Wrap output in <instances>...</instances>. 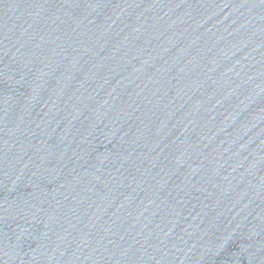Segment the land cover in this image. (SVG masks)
<instances>
[{
	"label": "water",
	"instance_id": "obj_1",
	"mask_svg": "<svg viewBox=\"0 0 264 264\" xmlns=\"http://www.w3.org/2000/svg\"><path fill=\"white\" fill-rule=\"evenodd\" d=\"M0 264H264V0H0Z\"/></svg>",
	"mask_w": 264,
	"mask_h": 264
}]
</instances>
